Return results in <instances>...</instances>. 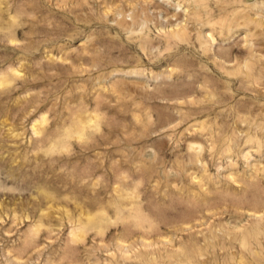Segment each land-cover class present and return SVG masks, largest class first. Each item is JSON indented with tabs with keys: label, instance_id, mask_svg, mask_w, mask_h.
I'll return each mask as SVG.
<instances>
[{
	"label": "rangeland",
	"instance_id": "rangeland-1",
	"mask_svg": "<svg viewBox=\"0 0 264 264\" xmlns=\"http://www.w3.org/2000/svg\"><path fill=\"white\" fill-rule=\"evenodd\" d=\"M0 264H264V0H0Z\"/></svg>",
	"mask_w": 264,
	"mask_h": 264
}]
</instances>
